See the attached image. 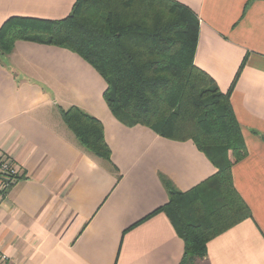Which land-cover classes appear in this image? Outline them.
<instances>
[{
    "label": "crops",
    "instance_id": "obj_1",
    "mask_svg": "<svg viewBox=\"0 0 264 264\" xmlns=\"http://www.w3.org/2000/svg\"><path fill=\"white\" fill-rule=\"evenodd\" d=\"M77 0H0L10 17L58 20ZM199 18L196 66L231 93L248 154L232 168L252 212L208 243L196 264H264V0H176ZM107 81L78 53L18 40L0 58V146L21 168L0 203V251L9 264H180L183 239L158 212L162 178L188 191L217 172L192 140H172L121 123ZM98 118L111 162L83 148L60 108ZM120 176V178H118Z\"/></svg>",
    "mask_w": 264,
    "mask_h": 264
},
{
    "label": "trees",
    "instance_id": "obj_2",
    "mask_svg": "<svg viewBox=\"0 0 264 264\" xmlns=\"http://www.w3.org/2000/svg\"><path fill=\"white\" fill-rule=\"evenodd\" d=\"M199 23L176 0H77L63 19L13 16L0 27V58L18 40L78 53L107 81L104 97L121 123L147 126L172 140H192L217 167L188 191L163 177L169 200L147 216L162 211L169 216L185 244L180 264H196L213 238L252 217L232 174L248 154L231 103L245 61L229 90L221 91L194 61ZM60 111L80 145L117 169L103 123L78 106Z\"/></svg>",
    "mask_w": 264,
    "mask_h": 264
},
{
    "label": "built area",
    "instance_id": "obj_3",
    "mask_svg": "<svg viewBox=\"0 0 264 264\" xmlns=\"http://www.w3.org/2000/svg\"><path fill=\"white\" fill-rule=\"evenodd\" d=\"M21 176V168L14 157L0 146V203ZM0 264H9V256L0 251Z\"/></svg>",
    "mask_w": 264,
    "mask_h": 264
}]
</instances>
